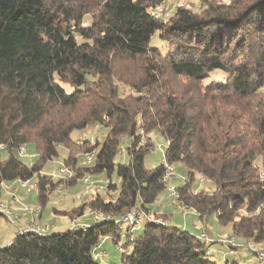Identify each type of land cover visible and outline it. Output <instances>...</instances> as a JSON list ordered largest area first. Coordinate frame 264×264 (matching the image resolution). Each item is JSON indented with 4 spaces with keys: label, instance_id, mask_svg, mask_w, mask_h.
<instances>
[{
    "label": "trees",
    "instance_id": "16d2710c",
    "mask_svg": "<svg viewBox=\"0 0 264 264\" xmlns=\"http://www.w3.org/2000/svg\"><path fill=\"white\" fill-rule=\"evenodd\" d=\"M167 1L0 0V196L3 181L36 179L40 218L54 190L105 174L107 191L117 192L111 199L98 191L54 213L71 221L91 209L114 219L135 206L153 213L166 167L146 166L153 143L144 138L158 132L168 141L165 162L186 169L179 205L264 244V0H181L164 19L154 10ZM155 33L166 54L152 45ZM219 71L227 77L212 76ZM96 124L107 133L94 146L72 137ZM23 144L35 148L32 163L18 154ZM60 147L74 174L56 179L43 168ZM121 147L126 163L116 160ZM93 150V162L80 163ZM114 219L87 231L16 233L0 264H102L94 249L124 236ZM123 245L119 264H221L196 235L170 224L146 223Z\"/></svg>",
    "mask_w": 264,
    "mask_h": 264
},
{
    "label": "rangeland",
    "instance_id": "374dc122",
    "mask_svg": "<svg viewBox=\"0 0 264 264\" xmlns=\"http://www.w3.org/2000/svg\"><path fill=\"white\" fill-rule=\"evenodd\" d=\"M180 1L181 0H168L166 3H163L160 6H158L154 10V13L157 16H160V17H163L164 19H167L174 12V10L176 8V4ZM193 1L197 2L196 4L198 7L201 5L200 4L201 2H199L198 0H193ZM225 1H227V0H225ZM160 8H162V10H160ZM85 21H86L85 24H88L90 22V16H87ZM151 43H152V45L159 47L163 51L164 54H166L168 52L167 51V49H168L167 44H165V42L163 40H161L158 33H155L153 35ZM219 74L221 75V76H219L221 79H225L227 77V74L225 72H222V71L215 72L212 74V76L219 75ZM213 78L214 77H211L209 80H206L205 83L208 84L209 82H211V80ZM121 89H123V87ZM68 90H70V89H68ZM125 90L133 91L131 88H128V87ZM106 133H107L106 128L100 127L99 129H97L96 125H93L84 131H75L72 134V137L75 140L77 139V141L83 140V139H91V138H93L96 141L97 138L103 139L104 136L106 135ZM144 142L153 143V147H152L151 151L148 152L146 157H145L146 166L148 168H155V167L159 166L160 164L165 163V154H166V150L168 147L167 139L163 135H161L160 133L153 132V133L145 135ZM123 145H124V147H126V144H123ZM28 154H29L28 156L21 158V160L29 163L30 161H33L35 159L36 153H35V148L33 145H28ZM126 156L118 155L116 157V160L120 161L122 163H126L128 161V157H126ZM67 157H68V149H66L64 147H60V155L57 158H55L54 160L46 163V165L43 168V174H49V175L56 174L55 178L57 179L58 175L60 173V171H59L60 167L63 165V163H65V159ZM79 161H80V163H83L84 162V156H80ZM257 165H258L259 170H260V175H261V173L264 174V161L262 159H259L257 162ZM185 175H186L185 167L182 164H176L174 175L172 177L171 183L175 184L176 186L181 185L184 182ZM100 176L101 177H99V178H104L106 175L101 174ZM113 178L115 179V177H113ZM36 181H37L36 179L32 180L33 183H35ZM195 187L198 189L204 188L206 190H212V188H213V186L208 181H207V183L204 182L203 187H200L199 182L197 181L195 184ZM96 190H97V188H96ZM16 194L18 195L19 198L26 199V202H28L32 205L29 207H32V208L38 207V208H40V212H41V207H39L40 202L38 200V191H29L28 189L20 188ZM116 194H117V192H114V191L108 192L107 191L106 193L104 192L103 195H105L106 199H111ZM91 197H93V194H91V191H87V188L82 186L80 181L74 187L63 186V187L57 188L50 195V199H49L48 203L46 204L45 210L43 211L42 218H38L39 213H40L39 212L38 214H35L34 221L37 224H45V225L49 226L50 233L53 231V226L56 224V222H61V223L71 222L72 225L82 223L83 221L81 222L79 218H77L79 220L76 222L77 219L74 221H71L70 218H68L67 216L58 215V214L55 215L54 209L55 208L56 209H70L72 207H77L80 204H82L85 200L86 201L89 200V198H91ZM165 197H166V193H162L160 195V197L158 199L160 201V203L156 207L159 208V210L162 212V214L167 216L165 218L169 219L171 226L185 229L194 235H197L200 233L199 228L202 226V227H204L203 229L206 232L208 231L207 233L209 236H210V234L223 233V232L227 233V234L222 235L220 237L237 236L231 232L229 226L223 227L219 223L216 214L213 213V214L209 215L203 221L199 218L198 213L193 209H184V208L181 209L180 205L168 206L167 205L168 201H167V198H165ZM9 199H10V196L6 193V190H2L1 196H0V201L8 203ZM90 211L91 210H88L86 214L89 215L88 213ZM29 217H31V215H29ZM30 220H32V219L29 218V223H30ZM23 222H24V220L18 218L17 223H11L8 218H5L4 216L0 217V246H6L8 243H10L14 239V237L17 233V224L20 225V223H23ZM143 226H144V223H142L141 227H143ZM210 237L213 238L212 236H210ZM242 241H244L246 243H252L259 250L264 251V244H257V243H254L253 241L247 240V239H244ZM217 243H219V242H215L214 244H217ZM219 244L222 245L221 243H219ZM213 245H212V250L214 252L215 249L213 248ZM99 246H100V244H99ZM223 246H225V245H223ZM240 249H246V247H236V250H240ZM127 250L131 251L132 245L129 246ZM105 252L107 253V255L104 256L103 259H101V258L98 259L100 263H104V264H119L120 263V259H121L122 254H121L117 244H114V243L110 244V249L108 251L106 250ZM250 253H249V258L243 259V261H241V258H239V256L231 255L233 253H229V252H227L228 256L226 259L222 258V255H220L218 253H216V254L213 253V255H211L210 257L212 259L220 262L221 264H225L227 261H238L239 264H254L252 262L251 258H253L255 260V262L258 263V261H259L258 257L252 251H250ZM108 254H109V257H108Z\"/></svg>",
    "mask_w": 264,
    "mask_h": 264
},
{
    "label": "built area",
    "instance_id": "2783aa9c",
    "mask_svg": "<svg viewBox=\"0 0 264 264\" xmlns=\"http://www.w3.org/2000/svg\"><path fill=\"white\" fill-rule=\"evenodd\" d=\"M162 10V8H160ZM101 127L100 124H96V128L99 129ZM141 134H144L143 130H140ZM92 146L96 144V141L91 138L89 139ZM78 144H82L83 140H78ZM0 149L3 150L4 146L0 145ZM18 154L20 157H26L28 156V146L23 144L18 149ZM119 155H126V149L124 147H121L118 151ZM96 150L88 151L84 153V163L85 164H91L95 158ZM32 163V161H30ZM165 173L163 175V181L167 184L166 189V198L168 200L169 205L176 206L180 203V193L177 190V187L175 184H172V177L174 175L175 166L173 164L165 162ZM60 173L58 177H71L74 173L73 169H71L69 166H67L65 163L60 167ZM54 177H56V174H53ZM261 176L263 177L264 174L261 173ZM264 178V177H263ZM33 179L23 180V179H17L13 182H5L3 181L1 183L2 187L6 192H9L11 194L12 202L5 203L3 201H0V211L10 220L11 223H17V219L19 218V213H17L18 210L31 215L30 223L27 226H21L17 224V233L19 235H24L29 232H36L40 235L47 236L50 233L49 226L45 224H37L34 221L35 214H38L40 212V208L38 207H29L28 205L24 204L18 195L16 194L17 191L20 188L28 189L29 191H38L39 186L38 182L35 183L32 182ZM204 179H201V182L203 183ZM81 185L87 188V191H91V194L97 195L98 191H107L108 186L111 182L110 178L104 177V178H96L94 175L87 174L83 176L80 180ZM97 188V190H96ZM95 189V190H94ZM81 198V197H80ZM13 203L19 204V206H15ZM89 215L92 217V223H78L73 224L70 228H76L80 229L82 231H86L89 226L99 223L101 220L111 221V219H114L112 215H103L98 209H91L89 212ZM116 223H118L124 233L123 238L128 235L130 241L134 240L135 232L139 230L142 223L146 224H153L157 226H168L170 224L169 219H166L162 215H155L153 213H148L143 208L139 206H135L132 210L122 215L120 218L114 219ZM205 245L207 254H212V245L215 242H219L222 245H225L229 249V253H234L236 251V247H246L247 250L252 251L257 257H258V263L264 264V251L259 250L254 244L252 243H246L237 236H230V237H219L217 239L211 238L208 233L202 229L199 234L196 235ZM120 252L125 251V246L123 245V239L120 240L117 244ZM3 246H0V249ZM95 258L97 259H103L104 256L107 255L105 250L100 249V246L98 245L94 249Z\"/></svg>",
    "mask_w": 264,
    "mask_h": 264
},
{
    "label": "crops",
    "instance_id": "0c3cea01",
    "mask_svg": "<svg viewBox=\"0 0 264 264\" xmlns=\"http://www.w3.org/2000/svg\"><path fill=\"white\" fill-rule=\"evenodd\" d=\"M96 178H99V177H101L100 175H99V177L98 176H95ZM18 192V191H17ZM9 196H10V199H9V202L11 203L12 202V199H11V194L9 193V192H6ZM166 198V197H165ZM20 200L24 203V204H26V205H28V206H32L30 203H28V202H26V199H22V198H20ZM160 203V201L158 200L154 205H153V208H152V212L153 213H156V214H159V215H164V214H162V212L159 210V208H157L156 206H158V204ZM15 206H19V204H16V203H13ZM167 205L168 206H170L169 205V203H167ZM181 207V206H180ZM181 209H183L182 207H181ZM17 213H19V218L20 219H22V220H24V222L23 223H20V225L21 226H27L28 225V223H29V215L28 214H26V213H24V212H22V211H20V210H18L17 211ZM89 214V213H88ZM55 215H57V214H55ZM165 217H167L166 215H164ZM39 218V217H38ZM40 218H42V215H41V217ZM80 219V221L82 222H84V223H87V224H91L92 223V217H90L89 215H87V214H85L84 216H82V217H80L79 218ZM79 219H77L76 220V222L79 220ZM71 225H72V223L71 222H65V223H61V222H56V224L53 226V231L52 232H61V231H65V230H67L68 228H70L71 227ZM204 227H200L199 228V231H201V229H203ZM207 230V229H206ZM208 232V231H207ZM210 234V233H209ZM227 233H214V234H210V236H212L213 238H215V239H217V238H219L220 236H222V235H226ZM112 242V240H110L109 238H105V239H103L102 240V242L100 243V248L102 249V250H109L110 249V244H112L111 243ZM213 248L215 249L214 250V253L216 254V253H218V254H220V255H222V258H227V252H229L228 251V248L227 247H225V246H223V245H220L219 243H217V244H214L213 245ZM249 253H250V251L249 250H247V249H240V250H236V252L235 253H233V254H231V255H236V256H239V258H241V261H243V259H247V258H249ZM251 254V253H250ZM108 257H109V254H108ZM107 257V258H108ZM252 259V262L254 263V264H258L257 262H255V260L253 259V258H251ZM236 262H238V261H236ZM102 264H104V263H102Z\"/></svg>",
    "mask_w": 264,
    "mask_h": 264
}]
</instances>
